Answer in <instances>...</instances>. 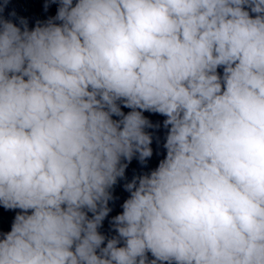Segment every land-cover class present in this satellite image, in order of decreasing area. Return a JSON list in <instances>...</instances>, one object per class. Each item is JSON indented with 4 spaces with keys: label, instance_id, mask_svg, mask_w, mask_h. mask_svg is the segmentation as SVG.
I'll use <instances>...</instances> for the list:
<instances>
[{
    "label": "clouds",
    "instance_id": "obj_1",
    "mask_svg": "<svg viewBox=\"0 0 264 264\" xmlns=\"http://www.w3.org/2000/svg\"><path fill=\"white\" fill-rule=\"evenodd\" d=\"M34 2L0 0V264H264V0Z\"/></svg>",
    "mask_w": 264,
    "mask_h": 264
}]
</instances>
